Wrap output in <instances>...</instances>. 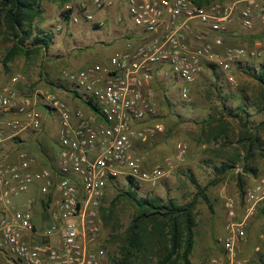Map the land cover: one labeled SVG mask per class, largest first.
<instances>
[{
	"label": "built area",
	"instance_id": "obj_1",
	"mask_svg": "<svg viewBox=\"0 0 264 264\" xmlns=\"http://www.w3.org/2000/svg\"><path fill=\"white\" fill-rule=\"evenodd\" d=\"M112 8H124L126 16L118 21L128 18L132 23L120 47L106 63L62 71L70 86L63 93L78 107L48 89L22 94L16 88L26 82L21 75L0 82V151L43 131L48 117L56 125L59 146L48 167L18 149L12 161L0 163V252L19 264H104L101 208L109 187L120 178L154 186L173 168L167 159L164 168L145 170L144 159L135 153L137 144L163 132L155 121L153 85L164 69L181 80L186 100L188 87L204 69L216 68L236 85L239 65L264 67V0H221L206 6L193 0H89L76 10L66 5L59 21L101 28L104 20H97L96 12ZM175 148L179 155L186 150L183 144ZM33 189L39 198L30 194L16 204L15 199ZM263 198L264 179L247 191L240 221L232 201L226 203L229 221L219 239L224 259L211 264H242L237 253L247 240V219ZM37 205L46 212L39 228L33 224Z\"/></svg>",
	"mask_w": 264,
	"mask_h": 264
},
{
	"label": "rangeland",
	"instance_id": "obj_2",
	"mask_svg": "<svg viewBox=\"0 0 264 264\" xmlns=\"http://www.w3.org/2000/svg\"><path fill=\"white\" fill-rule=\"evenodd\" d=\"M3 1L0 0V82L6 83L12 76H24L26 82L16 86L22 94L48 89L74 107L78 105L63 93L70 86L62 80V71L106 63L116 42L125 38L132 26L128 18L126 23L123 18L118 21L120 15H125L124 8L96 12L97 20L99 14L113 12L115 16L109 23L105 19L101 28L86 22L65 25L63 19L59 21L65 6L76 10L79 3L89 0H44L32 24V35L24 42L30 53L14 55L4 63L15 38L5 27ZM59 24L61 29L57 30ZM110 31L114 35L111 32L112 39L107 41L105 34ZM259 31L255 29L253 34ZM41 33L50 40L46 49L35 53L32 39L42 36ZM258 74L263 75L262 81L256 77ZM234 75L237 83L231 85L218 69H204L188 87L186 100L180 94L183 83L168 70L164 69L156 78L153 85L157 104L155 121L163 125V132L137 144L135 153L144 159L145 170L157 165L164 168L167 159L173 168L154 186L132 185L120 178L109 187L101 211L104 264H116L123 233L136 214V204L125 196L128 192L136 199L160 203L194 201L196 227L191 264H211L212 260L224 259L219 239L225 236L229 221L226 203L232 201L236 219L242 220L248 206L247 191L264 179V67L253 62L239 65ZM39 110L46 113L45 108ZM254 138L257 143L252 145ZM177 144L186 146L183 155L176 151ZM15 149L29 153L40 167L50 166L59 151L56 125L48 117L43 131L31 134L23 142L7 144L0 151V163L12 161ZM224 163L230 168L222 173L220 167ZM246 232L247 240L238 248L237 258L242 264H264V198L256 203L253 214L248 217Z\"/></svg>",
	"mask_w": 264,
	"mask_h": 264
},
{
	"label": "trees",
	"instance_id": "obj_3",
	"mask_svg": "<svg viewBox=\"0 0 264 264\" xmlns=\"http://www.w3.org/2000/svg\"><path fill=\"white\" fill-rule=\"evenodd\" d=\"M42 1L44 0L3 1L5 27L15 38L14 45L5 55L4 63L9 62L14 55L30 53L24 42L32 35V24L41 12ZM193 1L199 6H206L221 0ZM94 26L98 28L97 25ZM41 34L42 36L37 35L32 39L31 45L35 48V53L46 49L50 40L48 35ZM256 77L262 81L263 75L258 74ZM256 141L254 138L252 145ZM220 168L223 173L230 165L224 163ZM251 171L254 172V169ZM192 182L195 183L193 179ZM239 188L242 190V186L239 185ZM241 192L243 194V190ZM125 196L136 204L137 210L123 233L116 264H151L153 261L156 264H191L196 227L194 201L187 204H178L174 200L160 203L150 199H136L130 192ZM205 201L208 202V199L205 198ZM101 217L104 218V215Z\"/></svg>",
	"mask_w": 264,
	"mask_h": 264
},
{
	"label": "crops",
	"instance_id": "obj_4",
	"mask_svg": "<svg viewBox=\"0 0 264 264\" xmlns=\"http://www.w3.org/2000/svg\"><path fill=\"white\" fill-rule=\"evenodd\" d=\"M98 18H99V20L108 19V23H109V21L112 22L114 20L115 16H114L113 12H108L106 15L99 14L98 15ZM111 32L114 35V32L113 31L108 32L107 35L105 34V36L107 38V41H110L112 39V36L113 35H112ZM115 34H120V32L119 33H116V31H115ZM122 43H123V39L120 40V41H118V42H116L115 49H117L118 47H120V45ZM24 140H26V139L18 140V142H23ZM30 194H32L35 197L39 198V195H38L37 190L36 189H33L29 194H27V195H21L19 198H17L16 204L20 205V203H22V201H24ZM42 209L38 205L35 208V214H34L33 224L37 228H39V227H41V226H43L45 224L46 212H44V210H42ZM30 238L32 240H34V241L41 240L40 238H38V236H35V235H31ZM0 264H19V263L17 261H15L14 258L11 255H9L7 253L5 254V253L0 252Z\"/></svg>",
	"mask_w": 264,
	"mask_h": 264
}]
</instances>
